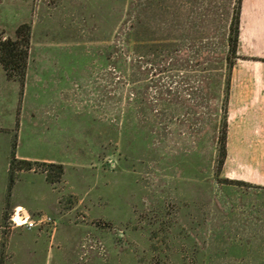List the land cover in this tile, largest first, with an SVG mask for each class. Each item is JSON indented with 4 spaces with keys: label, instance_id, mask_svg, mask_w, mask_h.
Returning a JSON list of instances; mask_svg holds the SVG:
<instances>
[{
    "label": "rangeland",
    "instance_id": "1",
    "mask_svg": "<svg viewBox=\"0 0 264 264\" xmlns=\"http://www.w3.org/2000/svg\"><path fill=\"white\" fill-rule=\"evenodd\" d=\"M227 2L0 0V40L30 27L21 94L0 69V264H264V149L226 141L231 95L264 92V0L229 72ZM13 143L63 174L17 172L5 207ZM15 207L53 224L10 229Z\"/></svg>",
    "mask_w": 264,
    "mask_h": 264
},
{
    "label": "trees",
    "instance_id": "2",
    "mask_svg": "<svg viewBox=\"0 0 264 264\" xmlns=\"http://www.w3.org/2000/svg\"><path fill=\"white\" fill-rule=\"evenodd\" d=\"M227 8L229 9V15L226 20L224 35V61L227 64V71L229 72L232 67V60L235 58L240 0H228ZM29 40L30 27L26 23L19 24L15 28L13 39L4 38L0 40V69L6 81L17 83L20 94L22 93L25 81ZM14 149L15 143L11 146L7 165L5 207H7L8 198L17 172H40L44 176V181L48 184L59 183L63 174L61 164L17 159L14 155ZM225 154V129L222 128L218 137L217 167L222 165Z\"/></svg>",
    "mask_w": 264,
    "mask_h": 264
},
{
    "label": "crops",
    "instance_id": "3",
    "mask_svg": "<svg viewBox=\"0 0 264 264\" xmlns=\"http://www.w3.org/2000/svg\"><path fill=\"white\" fill-rule=\"evenodd\" d=\"M230 108L227 118V133L226 141L231 142V147L237 149H264V92L232 94L230 97ZM242 151H237L238 158L233 162L239 164V156H242ZM247 162L241 164L246 168V173L253 174L254 177L260 176L257 172L260 167L256 166L254 159L258 153L246 151ZM264 159V150L262 151ZM46 162V161H38ZM264 162V161H263ZM8 165V164H7ZM264 167V163H263ZM7 173V170H6ZM261 177L264 179V168ZM34 174V173H31ZM39 175L44 181L43 174ZM45 182V181H44ZM46 183V182H45ZM48 184V183H46ZM52 186L53 184H48ZM25 211V210H24ZM26 212V211H25Z\"/></svg>",
    "mask_w": 264,
    "mask_h": 264
},
{
    "label": "built area",
    "instance_id": "4",
    "mask_svg": "<svg viewBox=\"0 0 264 264\" xmlns=\"http://www.w3.org/2000/svg\"><path fill=\"white\" fill-rule=\"evenodd\" d=\"M7 226L10 229L41 230L53 224L47 215L32 216L20 207H15L7 217Z\"/></svg>",
    "mask_w": 264,
    "mask_h": 264
}]
</instances>
